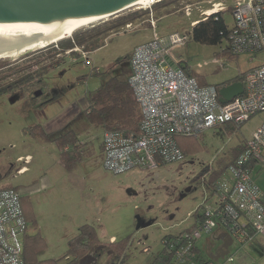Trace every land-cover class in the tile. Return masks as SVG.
<instances>
[{
    "label": "rangeland",
    "instance_id": "rangeland-1",
    "mask_svg": "<svg viewBox=\"0 0 264 264\" xmlns=\"http://www.w3.org/2000/svg\"><path fill=\"white\" fill-rule=\"evenodd\" d=\"M198 1L159 0L153 4L156 31L162 36L174 32L191 35L192 22L202 17L200 8L211 7L202 2L186 16L184 5ZM217 1L225 5L224 18L232 26L234 0ZM143 6L125 9L47 47L0 59V188L12 186L20 191L28 235L39 233L45 241L39 260L67 262L68 241L82 225L91 224L105 246L114 241L126 244L124 264H152L165 248L166 235L190 227L193 213L201 206H217L218 197L207 186L211 173L232 157L235 147L253 136L264 119L263 114L254 115L233 133L217 127L197 138H180L186 157L178 162L118 174L107 170L104 128L89 120L87 94L104 84L112 72L128 66L126 58L134 48L153 37L152 11ZM123 16L134 18L132 27L106 31ZM99 32L102 34L97 35ZM76 36L94 39L63 51L61 42ZM96 40L105 44L91 50ZM227 47L226 40L207 45L190 38L188 43L174 46L170 57L173 65L187 66L208 85H221L264 63V53L251 60L249 55L225 54ZM118 60L122 66L115 68ZM41 70H49L43 78L44 94L34 100L33 92L39 90L34 81ZM29 75L32 79L19 82ZM36 125L48 132L75 131L82 143L80 159L67 167L56 142L31 132ZM22 167L25 171L18 173ZM111 255L103 249L97 264H107ZM238 256L235 254L233 264ZM217 263L224 264L225 259Z\"/></svg>",
    "mask_w": 264,
    "mask_h": 264
},
{
    "label": "built area",
    "instance_id": "built-area-1",
    "mask_svg": "<svg viewBox=\"0 0 264 264\" xmlns=\"http://www.w3.org/2000/svg\"><path fill=\"white\" fill-rule=\"evenodd\" d=\"M159 0H152L151 9ZM202 2L201 18L226 10L217 0L187 3L183 13L191 16ZM234 23L229 27L227 43L233 55H249L253 60L264 53V0H234L231 7ZM150 21L153 37L137 45L130 58L129 85L141 111L137 133L121 130L104 131L102 149L104 166L114 173L134 169L151 170L183 160L186 153L178 137H198L206 130L227 124L243 125L254 115L264 114V63L252 67L246 75L243 94L223 103L216 85L201 84L182 66L171 61V50L186 44L189 33L160 35L155 27L153 11ZM132 27V23L126 25ZM218 63V59H215ZM223 64V63H221ZM264 121L247 140L244 150L214 183L218 197L215 208L205 207L203 218L192 231L184 232L174 247L173 264H196V248L200 238L223 227L241 245L254 234L264 232L262 189L255 183L252 162L264 160ZM22 167L18 173L23 171ZM28 220L22 195L14 187L0 188V264H24ZM232 260V257L230 258ZM203 264H214L204 261Z\"/></svg>",
    "mask_w": 264,
    "mask_h": 264
},
{
    "label": "trees",
    "instance_id": "trees-1",
    "mask_svg": "<svg viewBox=\"0 0 264 264\" xmlns=\"http://www.w3.org/2000/svg\"><path fill=\"white\" fill-rule=\"evenodd\" d=\"M223 12L224 11H220L216 14H212L205 20H200L193 26L190 38L199 43L207 45H218L226 40L229 32V26L225 21ZM133 19L134 18L131 16H123L117 22H115V24L108 26L106 28V31H113L123 25L132 23ZM99 33L97 35L102 34V32L100 34ZM93 39L94 36H87L83 38H78L76 36L72 39L67 40V42H61L62 49L63 51L67 49H73L76 45H84L86 42L92 41ZM104 44V41L96 40V42H93L91 50L98 49ZM224 53L230 56L233 55L229 52V47L224 50ZM130 58L131 55L126 58L128 59L127 61L130 62ZM118 62H122V60H118L116 63ZM54 66H51V68ZM183 68L190 76L196 77L201 84L205 85L199 74H196L194 71L188 69L187 66H183ZM252 69L253 68L240 74L235 79L229 80L221 85H216V87L220 91L223 86L229 85L233 82H242L244 84L247 73ZM48 71L41 70L37 72L38 76L34 81V84L39 87V90H42V93L39 96H35V92L37 90L34 91V100L39 99L44 94L43 78ZM129 76L130 71L111 76L98 89L87 94L89 109L86 114L92 123H94L98 127L104 128V131L121 130L126 133H137L139 131L141 111L137 101L134 98L133 91L129 85ZM32 77V75L25 76L19 82H26L28 79H32ZM243 125L236 126L234 124H227L224 129L227 132L233 133L236 130H240ZM63 130L64 129L48 132L40 125H36L31 128V132L34 135L41 136L46 140L56 142V144L62 150L61 161L70 168V166H72L81 157L80 149L82 147V143L79 142L78 135L75 131ZM180 138L190 137H178V143L186 153L180 142ZM244 148L245 145L242 144L235 147L232 151V157L228 161L223 163V165L218 170H214L211 173L207 186L214 193L215 191L213 190V185L215 181L225 171H227L229 165L234 162L236 157L244 150ZM253 163H255V161L251 164ZM201 208L204 209V206H201L193 213L194 220L190 227L176 235H166L164 237L163 241L165 244V248L156 256L152 264H173L175 250L174 247H172V244H175L178 238H180L184 232L192 231L195 227H197L199 221L203 218V211H201ZM106 245L107 246H105V244H103L99 239L98 232L95 226L91 224H84L80 227L79 233L68 241V253L66 255L67 262H65L64 264H97V260L99 259L100 253L101 251H103V249H105V251L109 254H112L107 264H124L126 260V244L114 241ZM44 248L45 241L39 233L33 236L27 235L25 238L24 264H60L58 260H39V253L44 250ZM196 254V264H203L205 259L200 255L198 247L196 248Z\"/></svg>",
    "mask_w": 264,
    "mask_h": 264
},
{
    "label": "water",
    "instance_id": "water-1",
    "mask_svg": "<svg viewBox=\"0 0 264 264\" xmlns=\"http://www.w3.org/2000/svg\"><path fill=\"white\" fill-rule=\"evenodd\" d=\"M128 0H0V19L46 21L59 16L67 20H80L89 16L118 14L123 11V3ZM35 15H30L34 14ZM244 84L233 82L220 89L221 101H231L243 94ZM37 90L35 96L41 95ZM230 237V236H229ZM231 238V237H230ZM229 245L225 243L211 257L218 259L228 254Z\"/></svg>",
    "mask_w": 264,
    "mask_h": 264
},
{
    "label": "bare ground",
    "instance_id": "bare-ground-1",
    "mask_svg": "<svg viewBox=\"0 0 264 264\" xmlns=\"http://www.w3.org/2000/svg\"><path fill=\"white\" fill-rule=\"evenodd\" d=\"M152 0H128L123 10L148 5ZM30 14V15H35ZM112 14L89 16L80 20H67L59 16L46 21L0 19V59L47 47L64 40L79 29L110 17Z\"/></svg>",
    "mask_w": 264,
    "mask_h": 264
},
{
    "label": "crops",
    "instance_id": "crops-1",
    "mask_svg": "<svg viewBox=\"0 0 264 264\" xmlns=\"http://www.w3.org/2000/svg\"><path fill=\"white\" fill-rule=\"evenodd\" d=\"M123 69H127V71H130V62L128 66H124ZM106 81L107 79L105 80V82ZM248 139L250 138L245 139L241 144L245 145ZM251 168L253 171L255 183L262 189V200L264 202V160L251 164ZM24 171L25 169L20 173ZM204 236L206 237L204 242L202 244L198 242V249L200 255L205 259V261H212L214 264H218L217 261L223 258L225 259L224 264H233L235 261V254H239V260L237 264H264V232L254 234L252 239L243 245H241L223 227H219L215 229L211 234ZM225 243L230 244L228 254L224 257H219L218 259L212 258L211 256L215 254ZM232 246H235V252H232ZM231 257L232 260H230Z\"/></svg>",
    "mask_w": 264,
    "mask_h": 264
},
{
    "label": "flooded vegetation",
    "instance_id": "flooded-vegetation-1",
    "mask_svg": "<svg viewBox=\"0 0 264 264\" xmlns=\"http://www.w3.org/2000/svg\"><path fill=\"white\" fill-rule=\"evenodd\" d=\"M121 64H122V62H118V63H116L115 68H116V67L119 68L120 66H122ZM124 66L126 67V65H123V66H122V69L119 68V69H118L117 71H115L114 73L112 72V74H111L109 77H107V79L110 78L111 76L118 75V74L123 70ZM111 71H114V70H111Z\"/></svg>",
    "mask_w": 264,
    "mask_h": 264
}]
</instances>
